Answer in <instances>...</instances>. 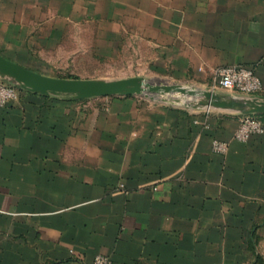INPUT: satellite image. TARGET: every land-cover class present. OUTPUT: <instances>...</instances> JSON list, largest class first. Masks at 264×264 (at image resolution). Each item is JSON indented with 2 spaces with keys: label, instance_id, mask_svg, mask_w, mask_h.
Returning <instances> with one entry per match:
<instances>
[{
  "label": "crops",
  "instance_id": "crops-1",
  "mask_svg": "<svg viewBox=\"0 0 264 264\" xmlns=\"http://www.w3.org/2000/svg\"><path fill=\"white\" fill-rule=\"evenodd\" d=\"M0 52L59 79H91L53 74L80 56L150 74L116 80L244 67L263 100L264 0H0ZM21 90L0 107V264H264V132L235 141L238 114L199 106Z\"/></svg>",
  "mask_w": 264,
  "mask_h": 264
},
{
  "label": "water",
  "instance_id": "water-1",
  "mask_svg": "<svg viewBox=\"0 0 264 264\" xmlns=\"http://www.w3.org/2000/svg\"><path fill=\"white\" fill-rule=\"evenodd\" d=\"M0 80L40 95H69L81 100L110 96H141L150 101L165 103L168 100L157 99L156 96L178 93L199 98L193 107L199 106L207 110L238 115L264 114V99H237L210 90L185 89L178 85H153L139 77L118 80L51 78L30 71L2 56H0ZM183 107L191 106L183 104Z\"/></svg>",
  "mask_w": 264,
  "mask_h": 264
},
{
  "label": "rangeland",
  "instance_id": "rangeland-1",
  "mask_svg": "<svg viewBox=\"0 0 264 264\" xmlns=\"http://www.w3.org/2000/svg\"><path fill=\"white\" fill-rule=\"evenodd\" d=\"M81 29L84 30L83 34L82 33L80 34V40L83 43L87 42L88 35L95 36L96 38L98 34V32H96L97 29L94 27V25L88 26L87 24H81ZM89 30L90 31L92 30V31L89 33L88 32ZM67 34L70 37L71 32ZM69 37L67 39V42L70 43L71 38ZM88 50L89 49L85 48L81 50V53H84V51L86 52ZM0 54H3V56L2 55L0 56H2L5 59H8V60L14 59L13 55L1 53V52ZM69 61L70 63H68L67 69L63 71V73L61 72V73H53V74L61 78H73V77L81 78L82 77V78L101 79V80H116V78L120 76L129 75V74H134V75L137 74L140 76L150 75L146 71V67L144 64L143 65L141 64L120 65L117 63L106 62L105 58L96 57L95 59L94 58L91 59V58H87L86 56H83V57L80 56L79 60L78 59L75 60L74 57L72 58L70 57ZM145 80L149 81L153 85H171V86L178 85V86H182L185 89H193V90H208L206 86L209 85V82H206L204 83L205 85H203L200 82H197L194 80H173V79H156V78H150V79H145ZM216 93L221 94V95L225 94L221 90H217ZM234 97H236L237 99H245V98L252 99V97L241 96V95H235ZM140 98L147 101V99L144 97L140 96ZM156 98L166 99L168 101L165 103H160L158 101H150V100L148 101H150L151 103L163 104V105H167L170 107H177V108L183 107V104H190V106H192L199 100V98L197 97L182 95L178 93H173V94H169L166 96L157 95ZM92 103H96V102L91 101L88 104L90 105ZM88 104L86 103V105ZM261 245H262L261 252L264 255V241L261 243Z\"/></svg>",
  "mask_w": 264,
  "mask_h": 264
},
{
  "label": "built area",
  "instance_id": "built-area-1",
  "mask_svg": "<svg viewBox=\"0 0 264 264\" xmlns=\"http://www.w3.org/2000/svg\"><path fill=\"white\" fill-rule=\"evenodd\" d=\"M208 90L216 92L221 90L225 95L253 96L261 91V83L255 73L244 67H223L214 73V78ZM18 91L14 85L0 80V107L16 101ZM264 132L262 121L255 115H239L238 127L233 134V139L245 142L250 137L261 135ZM227 150V144L220 141H212V151L222 154ZM91 264H112L111 261L102 255L94 257Z\"/></svg>",
  "mask_w": 264,
  "mask_h": 264
},
{
  "label": "trees",
  "instance_id": "trees-1",
  "mask_svg": "<svg viewBox=\"0 0 264 264\" xmlns=\"http://www.w3.org/2000/svg\"><path fill=\"white\" fill-rule=\"evenodd\" d=\"M16 88H17L18 93L22 91L20 88H18V87H16ZM253 96H255V95H253ZM127 97H129V96H127ZM74 98H76V97L74 96ZM255 116L257 118H259L262 121L263 125H264V114H256ZM255 263L256 264H258V263L262 264L261 258L259 256L256 257V262Z\"/></svg>",
  "mask_w": 264,
  "mask_h": 264
}]
</instances>
